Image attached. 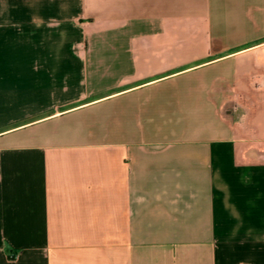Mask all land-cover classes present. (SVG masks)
<instances>
[{
  "label": "crops",
  "instance_id": "obj_1",
  "mask_svg": "<svg viewBox=\"0 0 264 264\" xmlns=\"http://www.w3.org/2000/svg\"><path fill=\"white\" fill-rule=\"evenodd\" d=\"M0 264H264V0H0Z\"/></svg>",
  "mask_w": 264,
  "mask_h": 264
},
{
  "label": "rangeland",
  "instance_id": "obj_2",
  "mask_svg": "<svg viewBox=\"0 0 264 264\" xmlns=\"http://www.w3.org/2000/svg\"><path fill=\"white\" fill-rule=\"evenodd\" d=\"M199 37H202V35H199Z\"/></svg>",
  "mask_w": 264,
  "mask_h": 264
}]
</instances>
